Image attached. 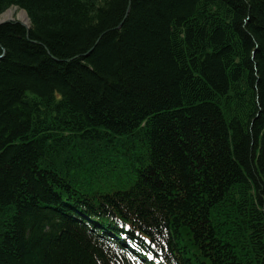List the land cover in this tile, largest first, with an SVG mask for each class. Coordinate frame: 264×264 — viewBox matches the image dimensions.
<instances>
[{
	"label": "trees",
	"instance_id": "obj_1",
	"mask_svg": "<svg viewBox=\"0 0 264 264\" xmlns=\"http://www.w3.org/2000/svg\"><path fill=\"white\" fill-rule=\"evenodd\" d=\"M0 264H264V0H0Z\"/></svg>",
	"mask_w": 264,
	"mask_h": 264
},
{
	"label": "rangeland",
	"instance_id": "obj_2",
	"mask_svg": "<svg viewBox=\"0 0 264 264\" xmlns=\"http://www.w3.org/2000/svg\"><path fill=\"white\" fill-rule=\"evenodd\" d=\"M6 12H7V14L5 15L6 17L3 18L2 15L4 13H6ZM22 13L25 14V16H26L25 19L23 18ZM1 18H3V19H1ZM2 20H16V21H20L21 23H23L25 25V27H27V28L29 27V24H28V20L29 19L27 17V14L25 13V11L22 10V9H18L15 6L9 7L8 9H6L4 12H2L0 14V21H2Z\"/></svg>",
	"mask_w": 264,
	"mask_h": 264
},
{
	"label": "bare ground",
	"instance_id": "obj_3",
	"mask_svg": "<svg viewBox=\"0 0 264 264\" xmlns=\"http://www.w3.org/2000/svg\"><path fill=\"white\" fill-rule=\"evenodd\" d=\"M8 11H9V10H8ZM8 11H7V12H8ZM7 12H6V13H4V14L2 15V17H3V18H5V17H6L5 15L7 14ZM22 16H23V18L25 19V17H26V16H25V14H24V13H22ZM3 18H1V19H3ZM2 21H3V20H2Z\"/></svg>",
	"mask_w": 264,
	"mask_h": 264
},
{
	"label": "water",
	"instance_id": "obj_4",
	"mask_svg": "<svg viewBox=\"0 0 264 264\" xmlns=\"http://www.w3.org/2000/svg\"><path fill=\"white\" fill-rule=\"evenodd\" d=\"M7 21H10V20H3V21H0V24L1 23H4V22H7ZM19 23H21L20 21H18ZM22 25H24L23 23H21ZM25 26V25H24Z\"/></svg>",
	"mask_w": 264,
	"mask_h": 264
}]
</instances>
